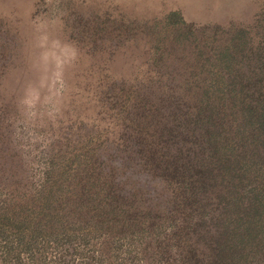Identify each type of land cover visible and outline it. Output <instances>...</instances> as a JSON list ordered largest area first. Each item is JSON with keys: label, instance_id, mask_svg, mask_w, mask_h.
I'll list each match as a JSON object with an SVG mask.
<instances>
[{"label": "trees", "instance_id": "16d2710c", "mask_svg": "<svg viewBox=\"0 0 264 264\" xmlns=\"http://www.w3.org/2000/svg\"><path fill=\"white\" fill-rule=\"evenodd\" d=\"M150 38L93 112L0 93V264H264V0Z\"/></svg>", "mask_w": 264, "mask_h": 264}, {"label": "rangeland", "instance_id": "374dc122", "mask_svg": "<svg viewBox=\"0 0 264 264\" xmlns=\"http://www.w3.org/2000/svg\"><path fill=\"white\" fill-rule=\"evenodd\" d=\"M262 1L0 0V93L9 105L17 103L12 100L34 105L71 80L57 103L76 102L75 109L93 112L103 99L101 88L107 85L100 82L131 73L135 49L144 55L137 42L151 40V23L168 10L175 8L195 23H224L245 20ZM86 92L89 95L83 98ZM84 101L94 104L85 106ZM71 110L61 108L66 114ZM42 115L36 122L49 131L51 125L57 128L54 105L44 106ZM11 166L10 157L0 151L1 181Z\"/></svg>", "mask_w": 264, "mask_h": 264}]
</instances>
